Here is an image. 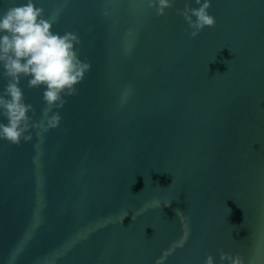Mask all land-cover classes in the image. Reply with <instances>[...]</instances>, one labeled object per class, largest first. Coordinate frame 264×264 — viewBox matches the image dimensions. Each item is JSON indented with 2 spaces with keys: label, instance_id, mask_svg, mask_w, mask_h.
I'll list each match as a JSON object with an SVG mask.
<instances>
[{
  "label": "water",
  "instance_id": "95a60500",
  "mask_svg": "<svg viewBox=\"0 0 264 264\" xmlns=\"http://www.w3.org/2000/svg\"><path fill=\"white\" fill-rule=\"evenodd\" d=\"M186 2L35 0L91 70L50 130L21 80L41 126L0 140V264H264V0H211L194 38Z\"/></svg>",
  "mask_w": 264,
  "mask_h": 264
},
{
  "label": "clouds",
  "instance_id": "9594fccd",
  "mask_svg": "<svg viewBox=\"0 0 264 264\" xmlns=\"http://www.w3.org/2000/svg\"><path fill=\"white\" fill-rule=\"evenodd\" d=\"M67 0H65V3ZM175 0H147V4L157 16L173 7ZM198 7L191 6V0L177 13L183 16L192 30L190 36L196 37L205 27H214L216 20L208 9L211 0H195ZM195 17V19H193ZM52 20L46 18L45 9L38 7L35 0L13 3L0 11V78L6 81L0 89V140L19 145L21 140L33 139L30 129L39 128L41 123L33 119L36 110L31 103L25 102L21 80H27L29 88L43 89V119L45 130L57 128L62 119L60 109L67 102L66 97L78 93L76 87L91 63L81 60L75 45L80 43L77 33L54 32ZM29 112L32 115H29ZM51 113V115H48ZM178 211V210H177ZM221 264H245L244 257L237 253L220 251ZM203 264H215L209 254Z\"/></svg>",
  "mask_w": 264,
  "mask_h": 264
}]
</instances>
